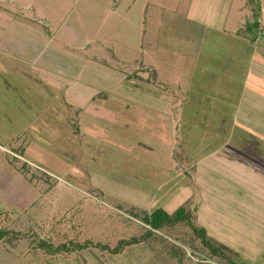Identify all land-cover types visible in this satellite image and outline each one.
Returning <instances> with one entry per match:
<instances>
[{"label": "rangeland", "instance_id": "obj_1", "mask_svg": "<svg viewBox=\"0 0 264 264\" xmlns=\"http://www.w3.org/2000/svg\"><path fill=\"white\" fill-rule=\"evenodd\" d=\"M263 16L264 0H0V144L19 169L25 167L14 206L9 202L15 196L4 190L10 180H0V228L24 236L0 239V264H226L184 223L119 254L92 246L53 253L39 241L88 239L113 247L144 234L149 225L143 218L156 209L172 214L186 204L191 191L184 171L190 166L179 148L173 156L179 168L170 170L145 160L136 147L138 140L152 139V122L147 130L105 124V135L79 137L86 129L79 131V108L91 98L114 109L165 107L154 94L157 72L149 64L160 66L161 82L171 75L201 79L204 61L209 71L224 62L230 82L219 87L230 96L224 106H234L251 59L256 64L259 59L258 72H264ZM247 26L249 38L259 35L256 50L237 39L235 30ZM162 171L166 177L158 175ZM225 173L230 170L219 169L215 184L204 179V190L195 191L201 203L220 207L217 211L200 222L197 206L187 205L235 262L264 264V226L249 208L234 211L255 230L231 217L234 196L224 192L233 179ZM254 232L257 240L250 239ZM260 249L263 254L257 255Z\"/></svg>", "mask_w": 264, "mask_h": 264}, {"label": "crops", "instance_id": "obj_2", "mask_svg": "<svg viewBox=\"0 0 264 264\" xmlns=\"http://www.w3.org/2000/svg\"><path fill=\"white\" fill-rule=\"evenodd\" d=\"M262 21L264 22V16ZM242 29L244 28L238 27L235 30L237 39L243 42L249 41L248 43L251 44L254 50L258 49L259 45L256 39L259 35H264V31L260 32L257 35L258 37L249 38L246 34L252 33V30L242 32ZM254 53L255 58H257V53ZM258 60L256 64L255 59H251V68L249 67L250 69L245 74L243 81L242 78L239 79L240 90L232 98L234 106L227 107L224 106V102L230 96L226 94V91L220 90V87L230 82V77L226 76L224 72V62H220L215 66L212 64L213 68L209 71L205 68L204 61L200 65L202 69L200 72L201 79L191 75L189 76L190 79L182 80L181 77L171 75L161 82L158 80L160 70L157 68L160 66L153 63L149 64L157 72L156 83L158 82V85L163 87L161 90V88L155 86V83L153 86L154 94L158 96L157 99L163 101L165 107H149L146 109L137 106L136 108H128L125 104H121L120 107H117L118 109H114L111 106L101 107L96 105L91 98L85 106L79 105L83 106L79 108V111L82 110L78 113L80 114L79 131L86 129L83 130V133L82 131L79 132L78 136H88L87 132L105 135V124L123 126L131 123L136 124V126L144 125L147 130L148 123L152 122L149 124H154V129L149 126L150 130H148V134L152 139L138 140L136 147L142 149L141 152L145 160L164 163L166 165L164 167L170 170L179 168L176 167L178 163L175 162L173 157L174 152L179 148L180 156L185 157L184 163H188L190 166V170L185 168L184 174L186 176L184 177L189 179L186 189H189L191 194L184 201L186 204L191 203L197 206L199 221L205 220L203 219L204 216L212 211H217L220 207L216 208L213 205L201 203L195 191L197 188L204 190V179L212 180V183L215 184L216 180L220 178V175H218L219 169L222 168V170H230V173L225 174L228 175V180L233 179L229 183L231 187L226 188L227 191L224 192L225 195L233 194L234 196L233 204L236 206L231 217H239V226L248 227L249 225L251 229L255 230L256 225L254 223H252L253 226L250 225L245 217L242 221L236 213L237 211L234 210L240 211L249 208L256 213V224L264 226V217L261 213L264 212V76H262L264 72H258L257 67L260 61ZM142 62L145 63L144 60ZM221 67L223 69L219 71ZM215 78L217 85L214 84V86H217V88L213 86ZM140 96L147 95L140 93ZM124 102L127 101L124 99ZM191 103L192 106H188ZM150 113H153L154 118H148ZM85 115L89 118H86ZM155 115L157 116L155 117ZM225 126L228 127L225 128ZM215 130H219V132ZM182 138L183 143L180 141ZM147 141H153V143ZM4 147L0 144V180H10L4 190L15 196L14 200L9 202L14 203V206L18 194L21 193L18 186L23 183L25 177L22 176L18 165L14 163V159L6 156ZM8 152L16 156L12 150H8ZM158 175L166 177L167 173L162 171ZM171 176H168L167 179H170ZM242 182L244 184L241 185ZM25 184L26 181L23 184L24 189L27 188ZM213 186L217 190V187ZM3 198L7 200L5 197ZM190 198L194 202H190ZM207 221L209 222V219ZM204 225L202 224V226ZM211 227L213 228L212 225ZM206 230L208 233L207 228ZM217 231L223 233L219 229ZM255 233L250 235V239L257 240ZM232 240L235 242V239ZM256 253L260 255L262 253L261 249L256 250ZM257 255H254V257ZM261 257H264V254Z\"/></svg>", "mask_w": 264, "mask_h": 264}, {"label": "trees", "instance_id": "obj_3", "mask_svg": "<svg viewBox=\"0 0 264 264\" xmlns=\"http://www.w3.org/2000/svg\"><path fill=\"white\" fill-rule=\"evenodd\" d=\"M251 30V26H247L246 28L242 29V32H249ZM20 169L24 170L25 167L23 166ZM189 205V204H188ZM187 204L179 207L175 212L172 214L166 212L162 208H158L153 211L151 214L146 215L143 219L149 228L147 231L140 235V236H132L127 239H120L115 246H110L108 244H104L101 242H94L92 240H85L83 242L79 241H70V242H62L61 244L54 245L47 240H41L40 248L46 251H51L53 253L60 252V253H72L76 250H82L87 247H97L101 248L102 250H107L109 253L119 254L122 253L127 247L139 244L143 241L150 239L155 232L161 231L164 228L172 227L181 223L187 225L193 233L200 239L201 243L205 248L209 250L211 255L220 257L226 264H244V263H237L235 262L231 256L226 252L225 247L221 244L219 245L215 242L210 236H208L207 230L198 224V219L196 215H193V210L189 208ZM15 234V235H22V233L12 230V229H2L0 228V239L3 238L5 235ZM24 237V236H23ZM172 245L174 249H177L179 253L183 250L176 246L175 244H167V246Z\"/></svg>", "mask_w": 264, "mask_h": 264}]
</instances>
